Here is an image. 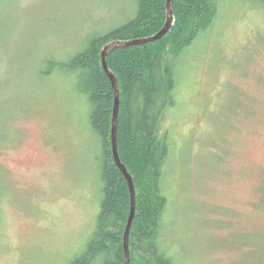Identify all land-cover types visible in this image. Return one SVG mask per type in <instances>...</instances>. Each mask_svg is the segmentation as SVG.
I'll return each instance as SVG.
<instances>
[{
    "label": "rangeland",
    "instance_id": "rangeland-1",
    "mask_svg": "<svg viewBox=\"0 0 264 264\" xmlns=\"http://www.w3.org/2000/svg\"><path fill=\"white\" fill-rule=\"evenodd\" d=\"M177 59L161 233L175 264H264V3L219 0ZM137 0H0V264H72L97 225L101 140L75 74L41 73ZM60 58H58V57ZM1 130V129H0Z\"/></svg>",
    "mask_w": 264,
    "mask_h": 264
},
{
    "label": "trees",
    "instance_id": "trees-1",
    "mask_svg": "<svg viewBox=\"0 0 264 264\" xmlns=\"http://www.w3.org/2000/svg\"><path fill=\"white\" fill-rule=\"evenodd\" d=\"M218 1L173 0L174 22L165 36L115 48L107 56L120 92L118 152L132 175L136 191L129 236L130 264H175L163 249L161 238L168 205L163 189L164 168L171 143L166 134H160L159 126L166 109L175 104L177 59L213 25L219 12ZM166 2L137 0V14L126 23L92 37L88 44L64 59H55L52 52L44 57L41 73L50 75L58 70L75 74L77 89L91 104V125L102 143L104 195L100 213L85 251L72 264H126L124 236L131 212V192L113 157L115 93L101 55L111 41L158 33L167 21ZM5 124L0 125V139L5 137Z\"/></svg>",
    "mask_w": 264,
    "mask_h": 264
},
{
    "label": "water",
    "instance_id": "water-1",
    "mask_svg": "<svg viewBox=\"0 0 264 264\" xmlns=\"http://www.w3.org/2000/svg\"><path fill=\"white\" fill-rule=\"evenodd\" d=\"M172 1L173 0H167L166 2L167 21L164 27L158 33L152 36L144 37V38H137V39H132V40L111 41L104 46L102 50V55H101L104 70L112 82L114 93H115V106H114V111H113L112 130H111L113 157H114L115 163L125 175L128 181V184H129L130 192H131V212H130V215L127 221V225L125 229V236H124V249H125V255H126V264H130L129 236H130V229L132 226V222H133V218H134V214L136 210V191H135V185H134L132 175L130 174L126 165L122 162L119 152H118L117 136H118V119H119V109H120V92H119L117 78L115 74L109 68V65L107 62V56L115 48H118L121 46L133 45V44L152 42V41H156L162 38L163 36H165L170 31L173 25V22H174V12L172 9Z\"/></svg>",
    "mask_w": 264,
    "mask_h": 264
}]
</instances>
